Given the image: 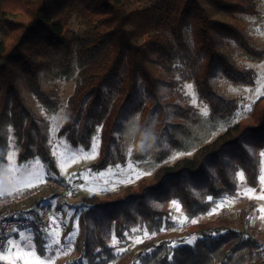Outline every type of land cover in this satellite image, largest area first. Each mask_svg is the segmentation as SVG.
Segmentation results:
<instances>
[{
	"label": "trees",
	"instance_id": "trees-1",
	"mask_svg": "<svg viewBox=\"0 0 264 264\" xmlns=\"http://www.w3.org/2000/svg\"><path fill=\"white\" fill-rule=\"evenodd\" d=\"M241 15H257L256 0H0V166L12 136L19 162L39 157L58 174L49 122L38 110L58 111L59 81L75 84L58 135L88 148L99 131L94 170L124 165L129 147L132 160L160 165L149 180L80 211L73 264H264L254 235L227 218L191 224L180 234L169 208L175 201L194 220L236 191L239 171L248 187L258 184L264 96L248 119L234 121L240 100L217 84L254 80L222 47L234 45L251 62L264 58V47L235 23ZM72 20L80 29H72ZM182 82L193 84L206 116L188 103ZM144 131L155 141L140 151ZM137 228L149 238L131 246ZM44 241L35 237L39 253Z\"/></svg>",
	"mask_w": 264,
	"mask_h": 264
},
{
	"label": "rangeland",
	"instance_id": "rangeland-1",
	"mask_svg": "<svg viewBox=\"0 0 264 264\" xmlns=\"http://www.w3.org/2000/svg\"><path fill=\"white\" fill-rule=\"evenodd\" d=\"M257 15L252 16H236L235 23L242 27L250 39L257 45L264 47V0H256ZM215 18H221L214 15ZM71 27L73 30L80 29V26L75 20H72ZM1 38V36H0ZM222 51L227 54L233 62L244 68H250L254 73V80L251 86H236L223 79H217V84L220 90L231 97L239 98L240 108L234 115L233 120L248 119V112L253 103L260 97L264 96V58L258 62L249 61L239 49L234 45L222 47ZM75 81H59L58 88L61 98V106L56 113L47 112L39 107L38 113L40 116L48 120L49 144L54 155L58 174L55 175L47 170L39 157H34L25 162L18 161L19 149L15 146L14 138L11 136L8 140L5 153V162L0 166V169H5L7 166L20 168L25 181H31L34 185L31 190L50 178L60 177L64 181L65 191L59 193L50 191L43 195L44 201L55 211L56 218L49 224L48 231L55 230L58 235L56 239L64 244L68 239H72V251L59 254L52 257L51 264H73L75 259V241L78 234L77 219L80 211L91 203L105 201L122 192L127 186H134L140 180H149L155 170L160 166L153 162H136L130 158L127 149V160L124 165H110L103 170H94L91 165L98 160L100 148L99 131L92 137L88 148L72 147L66 140L58 135V130L65 121V107L68 97L71 95ZM187 85H191V92L188 91ZM181 92L186 97L188 103L193 106L202 116V109L206 106L200 102L191 82L181 83ZM207 109V108H206ZM208 112V110H207ZM260 154L261 171L258 179V184L255 188L248 187L244 179L241 181L237 173V189L232 195L224 196L216 202L215 207L206 215L194 219L197 222L213 220L217 217H225L232 221L233 227H242L251 233L255 238L264 241V219H261L260 209L264 208V200L258 197L264 195V155ZM189 153H176L166 163H172L177 158L189 156ZM150 173V174H142ZM137 174L139 178H137ZM17 175H20L19 173ZM42 182V183H43ZM250 193V195H245ZM177 202L169 204L171 220L175 224V232L184 234L192 223V220H187L181 212L176 210ZM180 208V206H179ZM248 212V213H246ZM247 221V224L245 222ZM68 227L67 233L63 236L60 234V224ZM24 231L25 238H29L33 243V247L37 256L39 252L36 248L35 237H41L45 241H52L45 234H38L30 229H19L11 233L6 240H11L13 245H20L22 238L18 237V232ZM131 246L136 244L137 239L142 242L149 238V234L143 229L137 228L132 231ZM194 235H190L189 241L192 242ZM45 245V243H44ZM44 256L51 255L44 250ZM112 245V241H111ZM119 244L117 243L114 248ZM36 257L22 256L20 247L5 248L0 251V264H24V261L35 260Z\"/></svg>",
	"mask_w": 264,
	"mask_h": 264
},
{
	"label": "built area",
	"instance_id": "built-area-1",
	"mask_svg": "<svg viewBox=\"0 0 264 264\" xmlns=\"http://www.w3.org/2000/svg\"><path fill=\"white\" fill-rule=\"evenodd\" d=\"M65 189L63 183L50 178L31 190L0 198V242L6 241L11 233L19 229H30L38 234H45L53 217L56 218L55 211L45 201L39 202L37 206L34 203L47 192L63 193ZM59 224L60 234L63 236L68 227ZM215 232L216 230H212L205 234L210 236ZM255 242L264 249L263 240L255 238Z\"/></svg>",
	"mask_w": 264,
	"mask_h": 264
},
{
	"label": "snow or ice",
	"instance_id": "snow-or-ice-1",
	"mask_svg": "<svg viewBox=\"0 0 264 264\" xmlns=\"http://www.w3.org/2000/svg\"><path fill=\"white\" fill-rule=\"evenodd\" d=\"M188 91L191 92L192 86L187 85L186 86ZM202 114L207 115V109L204 108L202 109ZM129 154H131V150L129 151ZM264 155V153H262ZM2 159V158H0ZM4 170H6L9 174V182L12 185L13 191L9 195L11 197L14 193L15 194H20L22 193L25 189L32 188L34 185L31 183V181H25L23 179V174L20 168H14L13 166H7ZM20 175H17V174ZM142 174H150V173H142ZM142 174H137V178H139V175ZM239 179L242 181L244 179L243 173H238ZM41 183L43 182L42 180L40 181ZM245 195H250V193H245ZM3 198V197H0ZM261 200H264V195H261L258 197ZM212 197H209V200H212ZM174 204L176 203L175 201L173 202ZM176 210L179 211V205L176 206ZM261 212V219H264V208L260 209ZM55 218L53 217V220ZM192 223H196L195 220L191 221ZM45 235L49 237V239L52 241L51 243H48L47 241L45 242L44 245V250L47 251L48 253H51V255L44 256V253L41 252L39 253V256H37V253L34 250L33 243L29 238H25V232L24 231H19L18 232V237L22 238V243L20 245H13L11 240H6L4 242H0V251H3L5 248H15V247H20L22 249V256H28V257H36L35 260H30V261H24V264H51L52 257L55 255L59 254H65L68 252H71L72 249V244L73 241L72 239H68L64 244H61V241L59 239H56V235L58 233L55 232V230L51 232H45ZM118 243L116 238L113 236L112 238V245L115 246ZM136 243H140V240L137 239ZM74 264H85L83 259L80 261L74 262Z\"/></svg>",
	"mask_w": 264,
	"mask_h": 264
},
{
	"label": "clouds",
	"instance_id": "clouds-1",
	"mask_svg": "<svg viewBox=\"0 0 264 264\" xmlns=\"http://www.w3.org/2000/svg\"><path fill=\"white\" fill-rule=\"evenodd\" d=\"M155 141V135L151 131H144L138 140V149L144 151L151 148ZM13 191L9 182V174L6 170L0 169V197L9 196Z\"/></svg>",
	"mask_w": 264,
	"mask_h": 264
}]
</instances>
